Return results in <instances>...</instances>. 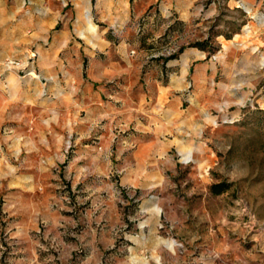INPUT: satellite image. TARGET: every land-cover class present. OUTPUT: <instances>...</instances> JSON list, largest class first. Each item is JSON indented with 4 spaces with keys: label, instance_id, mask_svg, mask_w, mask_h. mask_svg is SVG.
Wrapping results in <instances>:
<instances>
[{
    "label": "rangeland",
    "instance_id": "374dc122",
    "mask_svg": "<svg viewBox=\"0 0 264 264\" xmlns=\"http://www.w3.org/2000/svg\"><path fill=\"white\" fill-rule=\"evenodd\" d=\"M8 1L0 264H264V0H65L29 49Z\"/></svg>",
    "mask_w": 264,
    "mask_h": 264
},
{
    "label": "crops",
    "instance_id": "0c3cea01",
    "mask_svg": "<svg viewBox=\"0 0 264 264\" xmlns=\"http://www.w3.org/2000/svg\"><path fill=\"white\" fill-rule=\"evenodd\" d=\"M16 1V2H14ZM13 2L19 6V9H28L26 12V17L20 26V28L15 29V33L21 35L17 44L21 48L29 49L31 44L34 41L42 40L49 41L52 39L53 31L56 29L59 21V12L58 4L62 3L65 0H14ZM139 0H98L97 4V20H94L100 24H106L109 22V25L119 26L122 25L120 19L123 18V15H126V18H130L131 10L134 4H137ZM159 1V0H156ZM180 1V0H179ZM186 1V0H181ZM74 8L80 10L83 6H91L92 9V0H71ZM163 2V0H161ZM174 2L173 0H166V6H170ZM241 2L248 6L249 4L245 3V0ZM11 2L8 0H0V28H4L9 19V10L11 7ZM33 29L34 34L27 36ZM107 34L105 37L107 39ZM62 36H66L65 33ZM59 35H56L58 38ZM68 37V34H67ZM53 40V39H52ZM58 40V39H57ZM2 43H6L4 40ZM10 44L3 46V52L0 51V59L5 58V51H8ZM8 54V53H7ZM59 49L54 46L49 50H45L39 54V70L44 75H49L51 79L58 75L59 69Z\"/></svg>",
    "mask_w": 264,
    "mask_h": 264
},
{
    "label": "trees",
    "instance_id": "16d2710c",
    "mask_svg": "<svg viewBox=\"0 0 264 264\" xmlns=\"http://www.w3.org/2000/svg\"><path fill=\"white\" fill-rule=\"evenodd\" d=\"M201 46H203V45H201ZM222 192H223V191H218L217 194H220V193H222Z\"/></svg>",
    "mask_w": 264,
    "mask_h": 264
}]
</instances>
